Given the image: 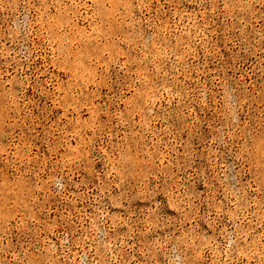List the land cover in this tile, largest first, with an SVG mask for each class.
Instances as JSON below:
<instances>
[{
	"label": "rangeland",
	"instance_id": "374dc122",
	"mask_svg": "<svg viewBox=\"0 0 264 264\" xmlns=\"http://www.w3.org/2000/svg\"><path fill=\"white\" fill-rule=\"evenodd\" d=\"M0 264H264V0H0Z\"/></svg>",
	"mask_w": 264,
	"mask_h": 264
}]
</instances>
